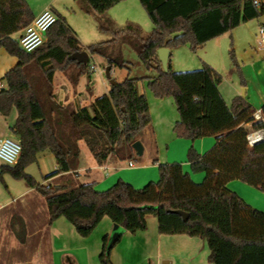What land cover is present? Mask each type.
Returning a JSON list of instances; mask_svg holds the SVG:
<instances>
[{"label":"trees","instance_id":"16d2710c","mask_svg":"<svg viewBox=\"0 0 264 264\" xmlns=\"http://www.w3.org/2000/svg\"><path fill=\"white\" fill-rule=\"evenodd\" d=\"M120 1L80 0L95 16L99 31L110 33L111 38L83 46L67 19L58 13L45 42L27 52L13 35L34 18L28 1L0 0V46L18 58L0 79L5 83L0 88V114L8 116L17 110L10 129L22 145L14 165H0V181L4 182L7 173L25 180L46 198L50 221L65 217L82 237H89L105 216L136 233L146 230L147 216L154 215L161 234L205 239L211 263L264 264V211L228 187L230 181L238 179L264 192V141L250 146L247 140L250 131L264 128V121L254 120L256 109L242 95L227 103L220 90L223 77L210 64L174 71L170 52L165 71L158 57L161 47L189 45L197 50L240 24L263 16L264 0H259L261 5L255 0H140L154 25L147 36L142 35L138 23L128 21L118 28L107 16ZM123 44H129L144 65L156 72L147 77L154 96L174 98L179 113L173 128L177 136L192 142L215 137V145L203 155L194 146L188 149L191 168L205 173L201 182L194 181L182 163L166 162L158 166L159 179L141 188L123 179L106 190H98L92 182L78 184L80 141L86 143L98 164L109 157L141 160L133 143L152 124L149 101L139 91L140 78L128 75L111 84L109 93L97 97L90 106L64 105L54 99V74L70 69L76 63L70 56L83 50L104 57L112 67L129 68L122 57ZM79 67L80 74L86 73L90 60ZM261 111L264 115V105ZM47 150L54 154L57 170L43 179L66 174L59 183L40 182L26 171ZM176 210L189 213L188 220ZM120 238L109 248L108 236L103 237L99 255L103 264H113L110 253Z\"/></svg>","mask_w":264,"mask_h":264},{"label":"crops","instance_id":"0c3cea01","mask_svg":"<svg viewBox=\"0 0 264 264\" xmlns=\"http://www.w3.org/2000/svg\"><path fill=\"white\" fill-rule=\"evenodd\" d=\"M27 1L34 13V17L46 7H52L53 3L52 0ZM134 2H137V0H134ZM78 6L81 9L83 8L80 0ZM83 10L85 9L83 8ZM55 13L56 15L58 14L57 12ZM62 15L77 33L76 29L78 28L73 24L74 21L67 14L65 15L64 12ZM129 19L137 20V18H131L130 16ZM22 31L23 29L13 36L18 39ZM226 33L210 40L204 46L205 53L202 58L204 63L212 65L217 71L221 64L216 53L221 47V38ZM182 46L188 47V45ZM172 50L173 48L170 49L171 53ZM90 55L89 53V60ZM17 63L18 58L0 46V79ZM79 65L80 62L76 60V63L71 66L74 71L73 78L62 71L55 72L53 95L57 102L64 105L69 104L73 107H85L90 106L97 97L109 93L111 83L107 85L104 82L100 86L94 78V71L89 67L86 73L80 74ZM57 72H62L64 79L58 81L56 78ZM2 83L5 84L4 81ZM245 85H242L245 89V95H241L255 109H261L264 105V93L259 91L258 97L255 95V99L252 100V97H248L249 86ZM138 87L140 93L147 95L145 84L139 82ZM220 90L223 93L221 85ZM150 92L154 96L153 92ZM232 95L234 98L240 94L239 91L234 89ZM159 100L161 101L157 102V106L159 105L160 109H162L159 116L166 124V129H163L167 131L166 133H169L170 130L173 136L171 135L167 140L163 141L160 139L162 128L155 126L156 118L149 103L152 124L144 130L141 135L142 138L140 136V141L144 145V153L141 160H123L117 157H109L103 164H98L86 143L80 141L81 152L79 167L76 171L78 173L76 177L78 184L92 182L98 190H106L119 179L131 183L136 188H141L150 181H157L159 178L158 166L160 163H166L162 162L157 156L160 151L159 143L166 145L167 154L170 152L173 154L171 159L168 158L167 163L181 162L184 170L190 173V163L186 157L188 148L194 146L203 155L215 145L216 139L214 136H207L192 142L186 138H175L173 127L179 119V113L177 109L174 111L171 106L169 115L168 108L164 107L163 103H159L163 102L164 98H159ZM17 114L15 108L8 116L0 114V139L6 136L16 137L11 132L10 125L16 121ZM158 124L163 127L164 123L158 122ZM250 125L251 123L247 124V126ZM147 148H149V156L144 158ZM154 159L158 161L154 162ZM130 162L133 163L132 166H130ZM37 163L42 169V172L40 170V177L38 178L31 173L38 181L48 184L59 183L64 180L63 177L66 174H59L47 180L43 179L44 176L57 170L56 158L52 152L48 150L41 152L38 155ZM191 177L196 182H201L200 180H202L200 174L198 176L191 175ZM14 186L16 190L9 189L10 196H8L5 203L0 204V264H103L99 258L103 248V237L107 235L110 240L115 226V223L108 216L101 220L89 237H82L78 234L74 225L65 217L50 221L46 198L35 188L30 187L27 182H17ZM8 187L10 188L9 185ZM228 187L245 198L253 207L264 211V197L260 193L262 192L261 190L238 179L230 181ZM246 194H249L251 198L248 199ZM255 197H262V204L255 201ZM147 223L148 227L146 230L136 233L124 230L119 242L113 246L110 253V259L113 264H159L167 261H171L174 264H214L208 260L210 250L205 239L187 234H161L158 230V219L154 215L147 216Z\"/></svg>","mask_w":264,"mask_h":264},{"label":"rangeland","instance_id":"374dc122","mask_svg":"<svg viewBox=\"0 0 264 264\" xmlns=\"http://www.w3.org/2000/svg\"><path fill=\"white\" fill-rule=\"evenodd\" d=\"M52 2L53 3L51 8L54 10V12L60 14H63L64 12L65 15L67 14V16H69V18L74 21L73 24H75L78 28L76 29L77 36L83 46H86L93 42L111 38L110 33H103L99 31V29L97 28L95 16L92 13L83 10V8L81 9L80 6H78L79 0H52ZM106 14L107 16H110L112 19H114L118 28H123L128 21L138 23L142 27L143 36L149 35L154 28V25L151 19L149 18L147 11L141 4L140 0H137V2H134V0H121L112 8H110ZM129 16L131 18H137V20H130ZM263 24L264 15L259 18L250 20L248 21V23H244L241 26L239 25L240 27H236L234 30L226 33L225 36L221 38V47L219 48V50H217L216 54L217 57L219 56V61L221 64V67L218 69V72L223 77L222 84H220L223 90L222 94L228 104H231L232 102V94L234 89L239 91V94L241 95L243 93L242 85L245 84V86H249L248 97H252V100L255 99V95L258 97L259 91H262L264 93V44L261 42L260 33V27ZM204 49V46L198 48L197 50L191 49L189 45L188 47H174L171 56L172 70L190 71L202 68L204 63L202 59L205 53ZM121 51L124 60L129 62V68L113 67L111 72L112 78H114L118 82L123 81L128 75L131 77L140 78L139 82L141 84H145L147 90L146 96L152 107L153 115L156 118L155 126L158 128H162V133H160V139L162 141L167 140L172 135V132L169 130V133H166V124L164 121H162L161 117L159 116L160 111H162V109H160L159 105L157 106V102L161 100H159V98L157 97L155 98V96H153L150 92L151 90L148 88L147 77L155 75L156 72L154 70H149L144 65V63L139 58L137 52L129 44H123L121 46ZM232 51L237 64L234 63V60L232 58ZM90 64H94L97 67V70L93 72L96 82L100 86H102L104 82L108 85L110 83V80L105 72V68L108 63L104 59V57L100 55H90ZM62 72H64L67 76L71 78L74 77V71L71 68L67 71ZM62 72H57L56 78L58 79V81L64 79ZM159 103H163V106L168 108L169 115L171 106L174 111L175 109H177L175 108L176 104L172 96L164 97L163 102ZM158 122H163V127L159 125ZM174 134V137L177 138V134L175 132ZM158 146H160V151L157 156L162 162H167L168 158L171 159L173 157L172 152L167 154L166 145H164L163 143H159ZM147 156H149V148H147L144 158H147ZM186 157L188 159V150L186 153ZM1 164L2 161L0 160V165ZM27 168L26 171L28 173L32 172L38 178L40 177V170L42 172V169L37 162L31 164L30 168ZM189 170L192 176H198L200 174L202 180L204 179L205 173L203 171H194L191 166ZM17 182L25 183L26 181L23 179H16L8 173L4 175V182L0 181V204L5 203L8 196H10L9 189H14V191L16 190L14 184ZM8 185L10 186V188L8 187ZM260 193L264 197V192ZM246 195L248 196V199L251 198L249 194ZM254 200L258 201L259 204H262L261 202L263 201V198L255 197Z\"/></svg>","mask_w":264,"mask_h":264},{"label":"built area","instance_id":"2783aa9c","mask_svg":"<svg viewBox=\"0 0 264 264\" xmlns=\"http://www.w3.org/2000/svg\"><path fill=\"white\" fill-rule=\"evenodd\" d=\"M257 5H261L262 2L255 0ZM56 13L52 10L51 7H46L40 14L35 16L33 20L24 27L21 35L18 37L20 47L27 51L32 52L38 49L46 40V34L49 28L57 20ZM261 33V42L264 44V24L260 27ZM91 70L96 71V65H90ZM4 84L0 82V88ZM255 121H264V115L261 109H256L253 114ZM247 140L250 146L264 141V128H259L252 130L247 134ZM22 151V145L20 140L17 137L6 136L0 139V160L4 164L14 165ZM133 163L130 162V166ZM159 264H174L172 262H160Z\"/></svg>","mask_w":264,"mask_h":264},{"label":"water","instance_id":"95a60500","mask_svg":"<svg viewBox=\"0 0 264 264\" xmlns=\"http://www.w3.org/2000/svg\"><path fill=\"white\" fill-rule=\"evenodd\" d=\"M158 57L162 63V67L165 71H168L169 67H168V61H169V57H170V49L168 47H161L158 49ZM71 60H77L80 63H87L89 60V53L87 50H83V51H76L74 52L71 56H70ZM112 65L108 64L105 68V72L107 77L110 80L111 84H115L117 81L112 78L111 76V72H112ZM242 95H245V89L243 88V93ZM133 148L136 152V154L138 156H142L144 153V145L140 140H136L133 143ZM176 212L180 213L185 220H188L189 218V213L184 212L182 210H176ZM125 228L119 224H115L113 231L111 233L110 236V240H109V247H111L114 242H116V240H118L122 234L124 233ZM168 262V261H167ZM171 261H169L170 263Z\"/></svg>","mask_w":264,"mask_h":264}]
</instances>
